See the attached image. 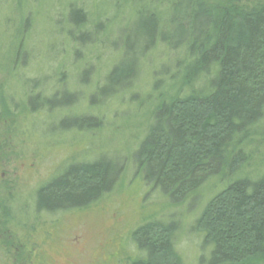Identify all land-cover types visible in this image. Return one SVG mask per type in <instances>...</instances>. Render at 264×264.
I'll use <instances>...</instances> for the list:
<instances>
[{"label":"rangeland","instance_id":"obj_1","mask_svg":"<svg viewBox=\"0 0 264 264\" xmlns=\"http://www.w3.org/2000/svg\"><path fill=\"white\" fill-rule=\"evenodd\" d=\"M74 9L84 13L79 26ZM167 11L159 0H0V220L10 215L20 235L32 229L23 245L0 226V264H131L140 255L131 232L150 220L173 225L182 264L209 258L197 220L229 180L211 178L173 201L134 159L155 101L190 59L186 46L155 42L128 84L99 92L138 13L163 22ZM253 133L239 174L250 179L264 172V114ZM95 160L114 169L107 191L82 208L35 210L36 189L69 164Z\"/></svg>","mask_w":264,"mask_h":264},{"label":"trees","instance_id":"obj_2","mask_svg":"<svg viewBox=\"0 0 264 264\" xmlns=\"http://www.w3.org/2000/svg\"><path fill=\"white\" fill-rule=\"evenodd\" d=\"M159 2L167 7V19L138 13L123 34V56L99 92L112 94L128 84L138 58L155 42L186 46L190 59L168 86L172 91L155 101L135 151L137 170L176 201L211 178L229 180L197 220L213 247L204 263L264 264V172L255 179L239 176L249 160L247 142L264 114V0ZM70 17L79 26L84 13L74 9ZM113 172L104 160L69 164L36 189L35 210L85 207L108 190ZM0 226L11 229L19 244L31 236L32 229L17 233L10 215ZM172 235L171 223L150 220L137 226L131 238L140 255L131 264H182Z\"/></svg>","mask_w":264,"mask_h":264}]
</instances>
